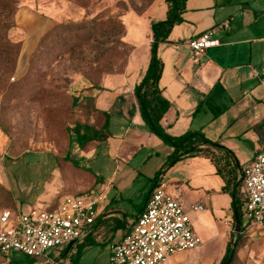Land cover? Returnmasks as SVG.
<instances>
[{
	"label": "crops",
	"instance_id": "0c3cea01",
	"mask_svg": "<svg viewBox=\"0 0 264 264\" xmlns=\"http://www.w3.org/2000/svg\"><path fill=\"white\" fill-rule=\"evenodd\" d=\"M111 1L21 0V10L43 23L79 21ZM167 10L164 0H156L140 15L122 16L132 51L123 71L104 76L95 95V108L108 116V136L101 152L94 150L93 183L65 185L58 169L32 201L48 209L53 199L61 202L87 189V196L99 197L94 226L81 241L40 258L0 253V264H85L83 254L98 247L108 264L111 247L128 232L155 184L182 204L200 240L197 248L172 254L162 264H220L235 243L234 197L243 201L239 175L264 149V0H184L181 22L157 44L158 87L169 103L161 129L170 137L193 132L208 141L173 163V148L149 131L133 94L150 60V24L164 21ZM208 30L217 45L193 58L188 42ZM196 206L202 209L191 210ZM241 209L243 229L229 264H264V226L249 224L243 204ZM4 211L23 212L13 198L0 201V215Z\"/></svg>",
	"mask_w": 264,
	"mask_h": 264
},
{
	"label": "rangeland",
	"instance_id": "374dc122",
	"mask_svg": "<svg viewBox=\"0 0 264 264\" xmlns=\"http://www.w3.org/2000/svg\"><path fill=\"white\" fill-rule=\"evenodd\" d=\"M154 1L112 0L79 21L43 23L21 10V0H0V201L13 198L26 212L58 169L65 185L93 183L106 119L95 95L104 76L123 71L132 51L123 14L140 15ZM93 132L102 134L76 143V134ZM104 261L100 247L81 259Z\"/></svg>",
	"mask_w": 264,
	"mask_h": 264
},
{
	"label": "built area",
	"instance_id": "2783aa9c",
	"mask_svg": "<svg viewBox=\"0 0 264 264\" xmlns=\"http://www.w3.org/2000/svg\"><path fill=\"white\" fill-rule=\"evenodd\" d=\"M222 27L226 28L227 23ZM217 45L211 30L188 42L193 58ZM243 215L251 225L264 226V149L242 169ZM99 197L67 196L54 209L31 207L26 212L0 215V253L17 252L40 258L81 241L94 226ZM201 206L191 210H201ZM200 245L182 204L155 184L145 205L121 241L111 247L108 264H162L175 253ZM60 264V261L54 262Z\"/></svg>",
	"mask_w": 264,
	"mask_h": 264
},
{
	"label": "trees",
	"instance_id": "16d2710c",
	"mask_svg": "<svg viewBox=\"0 0 264 264\" xmlns=\"http://www.w3.org/2000/svg\"><path fill=\"white\" fill-rule=\"evenodd\" d=\"M168 6L166 18L164 21L154 22L150 24L152 42L150 45V60L145 70L143 77L133 89V94L139 104L140 116L149 131L159 137L164 143L173 148V153L169 158V162L173 163L180 159L183 155L191 156L199 151L198 145L201 143H208L198 133L186 132L178 137H170L166 135L159 125V121L167 111L169 103L161 96L158 87V81L161 74L162 64L156 57L157 44L166 42L167 36L174 24L180 23L179 15L184 9V0H164ZM106 119L103 124L104 138L108 136L107 132V114H104ZM99 132H93L92 135L76 134L75 141L78 145H82L88 141L97 140L100 136ZM239 186V185H237ZM243 201H239L236 196L233 201V209L236 210L239 220L242 217L241 206ZM56 207V206H55ZM54 207V208H55ZM48 208V210L54 209ZM243 227H240V234L236 237L234 244L227 246L225 255L220 264H224L230 255L233 254V248L237 245L240 239Z\"/></svg>",
	"mask_w": 264,
	"mask_h": 264
},
{
	"label": "water",
	"instance_id": "95a60500",
	"mask_svg": "<svg viewBox=\"0 0 264 264\" xmlns=\"http://www.w3.org/2000/svg\"><path fill=\"white\" fill-rule=\"evenodd\" d=\"M232 233L235 237H238L240 234V220L238 218V214H237L236 210H234V213H233V231H232ZM230 258H231V255L229 256L228 260L224 264H229Z\"/></svg>",
	"mask_w": 264,
	"mask_h": 264
}]
</instances>
